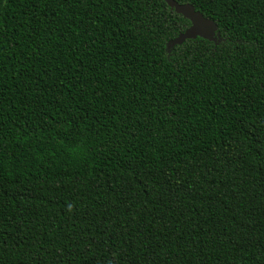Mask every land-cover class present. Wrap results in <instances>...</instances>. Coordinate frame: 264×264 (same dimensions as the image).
I'll list each match as a JSON object with an SVG mask.
<instances>
[{
	"label": "trees",
	"instance_id": "1",
	"mask_svg": "<svg viewBox=\"0 0 264 264\" xmlns=\"http://www.w3.org/2000/svg\"><path fill=\"white\" fill-rule=\"evenodd\" d=\"M0 0V264H264V0Z\"/></svg>",
	"mask_w": 264,
	"mask_h": 264
},
{
	"label": "water",
	"instance_id": "2",
	"mask_svg": "<svg viewBox=\"0 0 264 264\" xmlns=\"http://www.w3.org/2000/svg\"><path fill=\"white\" fill-rule=\"evenodd\" d=\"M165 1L176 13L183 15L191 22V25L184 32L168 41L167 48L169 50L176 45H181L187 39H195L197 37L213 41L216 45L223 41L218 24L197 10L193 4L180 3L177 0Z\"/></svg>",
	"mask_w": 264,
	"mask_h": 264
}]
</instances>
